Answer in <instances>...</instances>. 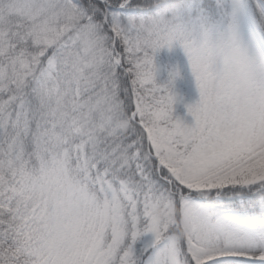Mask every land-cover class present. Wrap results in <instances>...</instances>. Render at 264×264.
Segmentation results:
<instances>
[{
	"label": "snow or ice",
	"instance_id": "snow-or-ice-1",
	"mask_svg": "<svg viewBox=\"0 0 264 264\" xmlns=\"http://www.w3.org/2000/svg\"><path fill=\"white\" fill-rule=\"evenodd\" d=\"M0 264H264V0H0Z\"/></svg>",
	"mask_w": 264,
	"mask_h": 264
},
{
	"label": "rangeland",
	"instance_id": "rangeland-1",
	"mask_svg": "<svg viewBox=\"0 0 264 264\" xmlns=\"http://www.w3.org/2000/svg\"><path fill=\"white\" fill-rule=\"evenodd\" d=\"M154 63L158 69L155 75L158 85L167 83L169 72L179 73L172 89L178 100L173 105L172 115L174 119L179 118L185 125L191 126L193 120L186 113L185 105L195 103L199 96L183 50L178 45H174L171 50L162 49L154 57Z\"/></svg>",
	"mask_w": 264,
	"mask_h": 264
},
{
	"label": "clouds",
	"instance_id": "clouds-1",
	"mask_svg": "<svg viewBox=\"0 0 264 264\" xmlns=\"http://www.w3.org/2000/svg\"><path fill=\"white\" fill-rule=\"evenodd\" d=\"M226 49L224 45H217L216 47L205 52V56L207 59L213 62H221L223 63L226 56Z\"/></svg>",
	"mask_w": 264,
	"mask_h": 264
}]
</instances>
